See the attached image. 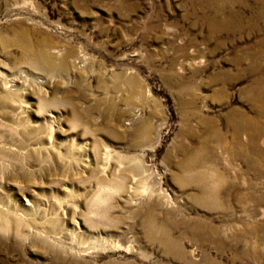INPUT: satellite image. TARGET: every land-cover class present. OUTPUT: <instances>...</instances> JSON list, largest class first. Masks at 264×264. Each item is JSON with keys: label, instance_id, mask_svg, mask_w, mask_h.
Instances as JSON below:
<instances>
[{"label": "rangeland", "instance_id": "1", "mask_svg": "<svg viewBox=\"0 0 264 264\" xmlns=\"http://www.w3.org/2000/svg\"><path fill=\"white\" fill-rule=\"evenodd\" d=\"M253 61L264 0H0V264H264Z\"/></svg>", "mask_w": 264, "mask_h": 264}, {"label": "bare ground", "instance_id": "2", "mask_svg": "<svg viewBox=\"0 0 264 264\" xmlns=\"http://www.w3.org/2000/svg\"><path fill=\"white\" fill-rule=\"evenodd\" d=\"M227 19H229V18H227ZM239 21H240V19L238 20V22ZM205 23L208 24V30H209V33L212 36H218L222 32H231V33L233 32V33H236V32H239L242 29L240 24H233L229 20L227 22H225V23L221 22V21L217 20V18L214 17V15L211 16L209 20H206ZM253 54L259 56L260 60L262 59L261 55L258 52H255ZM241 61L242 60H240V62ZM251 67H252L253 71L255 72L256 78H255V87L252 90L253 94L250 96L249 101L254 106L255 116H253V117L247 116L243 112L239 111L236 115L240 116V120H234L232 117H230L228 119V122H227L228 129H229V131L233 132V135H232V142L225 144L224 145V149H225V151H227L229 154H231L233 156L232 160L245 159V158L247 159V151L248 150H250V151L252 150L255 153H259L261 155H264L263 151L261 149V146H260L261 136H262V133L264 131V124L263 123L261 124V121L264 122V73H263L264 69H263V65H262V63H260V61H253V63L251 64ZM226 85H227V82L225 83L224 88H226ZM246 133L248 135V139L249 140H248V143H246V146H245L242 143V140H243L242 138H243V134H246ZM219 139H220L221 143L224 142L223 138H219ZM192 164H193V162L185 164V165H183V168L185 170H187V171L191 170L194 167V165H192ZM115 176H117V174H115ZM122 180L123 181L126 180L125 177H124V179H121V180H118V177H116L115 179L113 178V182L112 181L110 183H109V181L106 182L107 185L105 183L106 187L105 186L104 187L105 188H109V189L113 188L114 190L115 189L119 190V189L122 188V185H123L122 184L123 183ZM207 181L208 180H206V179L204 180V177L202 175H196L195 174V175L191 176L188 179V181H186V183L204 185L205 183H208ZM119 182H120L121 186H120V184H117ZM124 183H125V181H124ZM101 185L103 186L104 183H102ZM98 186H100V185H98ZM123 187H124V185H123ZM143 187H145V186H143ZM146 187H148V186H146ZM140 188H141V186H140ZM143 189L146 190V188H143ZM104 190H106V189H104ZM114 190H113L112 193H114ZM147 192H149V190ZM143 195H145V194L143 193ZM95 197H96V195H95ZM97 197H99V195ZM196 197L199 198V199H206V198L210 199V200H198V201H202L204 203L206 201L207 202H209V201L215 202L214 199L217 198L216 196L210 195L207 192V189H206L205 186H201L200 187V193H197ZM96 200H97V198H96ZM99 200H101V199H99ZM6 212H7V210H6ZM0 213H1V216H4V217L6 216L5 217L6 219H7V217L13 216V215H9L10 213L9 214H6L4 212H0ZM4 217H2V218H4ZM15 219H16V217H15ZM19 219H20V217H19ZM6 224H8V223H6ZM6 224H5V226H6ZM20 225H21V223H20ZM151 226L153 227L152 224H151ZM154 238L156 239V241H159V238H156V237H154ZM162 239L163 238H161V240ZM166 241L172 248H176L175 245L172 242H170L169 240H166ZM162 244H165L164 240H162Z\"/></svg>", "mask_w": 264, "mask_h": 264}]
</instances>
